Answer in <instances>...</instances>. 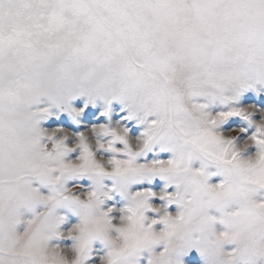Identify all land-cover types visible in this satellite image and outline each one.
I'll list each match as a JSON object with an SVG mask.
<instances>
[{"label":"snow or ice","instance_id":"6c2138e0","mask_svg":"<svg viewBox=\"0 0 264 264\" xmlns=\"http://www.w3.org/2000/svg\"><path fill=\"white\" fill-rule=\"evenodd\" d=\"M256 83H264V0H0V264H66L63 254L54 251L61 247L51 243L63 236L62 207L82 213L68 232L77 231L71 238L78 264H87L96 240L107 249L101 262L110 261L113 232L124 243L130 240L126 229L113 223L114 209L103 207L113 192L129 200L120 221L139 225L144 233L142 240L131 238L117 264H137V251L155 246L159 232L183 223L195 207L208 205L209 210L213 203L223 214L224 232H215L217 217L207 210L200 226L182 230L170 255L163 248L148 264H179L178 258L191 248L201 251L207 264H221L220 245L228 238L237 245L229 254L235 264L240 257L243 264H264V200L253 198L264 191V128L256 123L249 139L257 151L247 158L233 141L223 153L198 148V128L191 139L172 131L184 127L193 111L213 127L231 117L255 123L246 107L214 116L207 108L217 99L228 104ZM80 96L87 102L77 109L71 101ZM43 98L77 123L98 99L105 102L100 117L110 116L113 101L122 102L129 110L125 119L139 118L146 125L140 139L145 150L131 153L128 140L115 128L97 123L91 128L97 135L95 149L88 143V131L80 132L81 154L75 161L87 163L82 169L72 167L74 160L66 159L73 151L69 139H49L39 127L51 114L50 106L40 107ZM109 136L107 143L100 139ZM193 140L202 159L219 167L221 182H209L215 173L207 166L193 167L192 153L183 150ZM117 142L124 147H116ZM157 144L173 157L137 163ZM99 150L117 154L107 169L96 163ZM120 154L127 158H118ZM233 173H238V183ZM77 176L93 180L92 188L80 195L66 186ZM155 176L176 186L175 193L161 198L179 204L181 211L151 219L148 227V217L137 215L133 202L144 212H158L149 203L157 194L148 189L130 193L129 185ZM104 178L113 179L114 185L108 188ZM34 181L50 186L49 194ZM39 207L44 210L37 211ZM23 209L32 211V218L23 220ZM21 223L26 224L22 232ZM157 224L163 229L157 231Z\"/></svg>","mask_w":264,"mask_h":264},{"label":"rangeland","instance_id":"374dc122","mask_svg":"<svg viewBox=\"0 0 264 264\" xmlns=\"http://www.w3.org/2000/svg\"><path fill=\"white\" fill-rule=\"evenodd\" d=\"M229 95H232V93H229ZM86 98V96H80L71 101V103L73 107L79 109L84 107L85 103L87 102ZM43 100L46 101L47 98H43ZM45 101L44 103L42 102L40 107H44L45 104L46 106L49 105L51 114L47 118L42 119L40 121L39 127L47 131H50L57 127H61L71 132V136L67 143L69 144V146L72 147L73 151L67 154L66 159L68 160H75L81 154V149H79V147H74V145L78 143V134L80 132L88 131V143L92 146L93 149H95L97 143V135L95 132L91 131V128L94 124L104 123L106 125H109L111 128L126 127L129 130V137L132 140L141 139L146 127L145 124L139 122V118L125 119L124 117L129 116V110L120 101H113L109 117H100V113L105 108V102L103 100L98 99L94 105L90 104L88 106V109L84 115L77 118L79 123L73 121L68 113L62 112L58 107L51 106V101L48 100L50 103L48 101ZM250 105L254 106L259 110L252 117V120L254 122L264 118V83H256L253 87L241 90L240 93L236 95L235 100L229 102L228 104H224L219 99L211 101L209 102L207 111L214 116L221 111L227 112L232 108L248 107ZM96 117H99V120H97ZM234 128H240L244 130L235 141L237 143V146H240L245 140L255 134L256 123H250L249 121L244 120L241 117H231V119L229 118L228 120L221 122L215 129V131L221 135L227 136V134ZM100 139L102 142L107 143L109 140L112 139V137H100ZM49 147L51 148V145H49ZM116 147L122 149L124 145L120 142H117ZM256 151V147L252 145L245 152L242 153V156L244 158H247L248 156L253 155ZM171 153L172 152L170 150H162L161 145L157 144L154 145L150 150H147L140 157H138L137 163L148 164L155 160H167L173 157L172 155L174 154L172 153L171 155ZM96 155L98 161H106L117 154L105 150H99L97 151ZM118 158L127 157L123 154H120ZM141 160L142 162H144L142 163ZM193 166H195L194 168H201L203 166H207V171L209 170V173H215V175H210L209 177V182L212 184L219 183L223 179V175L220 172L219 167L214 162H209L204 159H197L193 162ZM212 169L215 170L213 171ZM103 183L108 188H111L114 185V180L111 178H104ZM34 186L39 187L40 191L43 194H49L50 192V186L41 185L39 181H34ZM66 186L70 189L76 188V192L74 193L80 195L92 188L93 180L89 176L72 177L66 181ZM145 189L151 190L157 194L149 200V203L153 206V208L162 209V211L159 212L152 210L147 211L146 215L149 220L159 219L163 215L164 210H166L172 215H176L181 211L179 204L170 203L167 199L161 198V194L163 193H175L177 191L176 186L174 184L170 185L169 181H167L166 179H163L160 176H155L151 178L144 177L142 180L129 185L130 193ZM262 198H264V191H261V194L258 195V199ZM128 204L129 200L124 194L119 192H113L112 199L107 200L103 207L105 209L108 207H112L114 209V212L112 213L113 223L119 224L120 217L123 215V210L128 206ZM43 210L44 209L42 207L37 208V211ZM208 214L217 217L216 221L212 225L213 229L216 232H222L226 230V226L221 222V218L223 215L221 211H219L217 208H211L208 210ZM58 215H62L65 217L64 221L59 226V231L63 233V236L54 238L51 243L53 245H59L61 248L70 251L73 249L75 241L70 236H68V232L75 224L81 221L82 213L78 212L72 207H62L58 209ZM32 216V211L28 209L22 210L23 220L30 219L32 218ZM154 227L157 231H159L163 229L164 225L157 224ZM25 228V223H21L18 226V230L21 232L24 231ZM113 235H116V233L113 232ZM225 247L228 250H231L234 245L227 244L225 245ZM162 249V245L156 246L155 252L158 253ZM106 250L107 249L103 241L96 240L92 245V250L87 264H100L101 258L105 255ZM151 255L152 253L147 250L142 252L141 255L138 257V264H148V260ZM178 260L179 264H207V258L197 248H191L187 250L178 258Z\"/></svg>","mask_w":264,"mask_h":264},{"label":"clouds","instance_id":"9594fccd","mask_svg":"<svg viewBox=\"0 0 264 264\" xmlns=\"http://www.w3.org/2000/svg\"><path fill=\"white\" fill-rule=\"evenodd\" d=\"M245 111H248L250 113H256L259 111L257 108L253 106H248L245 108ZM255 123L259 124L261 128H264V118L260 119L259 121H256ZM198 128L200 129V135L196 137V132L195 129ZM217 127H213L212 125L208 124L207 120L201 116L198 112L193 111L191 114V119L188 121L184 127L180 129H172V131L176 134L181 135L182 137H188L191 139L192 137H196V139L199 141L198 148H203L207 151H212L216 153H223L225 151H228L230 148V145L227 143L228 141H233L235 142L237 138L240 136V134L244 131L243 129L240 128H234L232 129L227 136L221 135L215 131ZM116 134L118 136H123L128 140V150L136 155H139L145 150V144L142 140H132L129 137L128 133H125L122 128L117 127L115 128ZM154 134H158L157 130H153ZM62 134V135H61ZM46 135L49 137V139L53 137H61V140H67L71 136V132L68 130H64L61 127L54 128L50 131H47ZM87 139H88V133L85 134ZM219 137L220 139L213 140L212 137ZM195 140L193 142H185L183 144V150L185 152H191L192 153V163L197 160V159H202L201 152L198 150L197 147L194 146ZM90 145V144H89ZM253 145V141L251 139H247L243 142L242 145L239 146V151L241 153L245 152L249 147ZM79 143L74 145V147H79ZM91 146V145H90ZM92 147V146H91ZM85 163L87 161H71V166L74 168L82 169L84 168ZM96 163H102L104 165H108V160L104 161H96ZM125 163V162H121ZM121 164H117V169H119ZM106 169L108 166H105ZM115 171L116 169H112ZM233 182L238 183L239 181V175L238 173H233ZM71 192H76V188L70 189ZM261 194V191L256 192L254 194V199L256 201H261L264 200L258 199V195ZM133 207L136 210L137 215H143L146 216V212L143 211L142 208L137 207L135 202H133ZM211 208H216V205L213 203ZM229 207L231 209H235L236 205L234 203L229 204ZM209 206L205 205L203 207H195V210L193 211L192 215L190 218H186V220L183 223H176L172 228H170L167 232H159L158 236L159 239L156 242L155 246H148L144 247L143 251L145 250L149 251L152 253L151 257L154 256L155 254H159L160 251L157 253L155 252L156 246L162 245L163 248H166L167 250V255H170L171 252H173L180 244V235L182 230L185 229H192L200 226L203 222L204 216L208 210ZM159 211H162L160 208H156ZM166 213H168L166 210L163 211L164 216ZM161 216V217H162ZM151 220L149 218L145 221L146 226L152 227L151 225ZM120 227H124L126 231L129 233V243H124L121 240V237L119 235H112L111 236V247L113 248V251L111 253V260L110 261H100V264H117L118 261H123L125 254H126V249L130 248V243H131V238L135 237L136 239L142 240L143 239V230L139 227V225H127L123 220H121L118 224ZM216 232V231H215ZM224 232V231H222ZM220 233V232H216ZM70 237H75L77 236V231L73 230L71 233L68 234ZM227 244H232L234 245L233 248H236L237 245L231 240V238L225 239L221 245H220V261L221 264H235V261L233 258L229 255L232 251L228 250L225 245ZM55 252L57 253H62L63 254V259L66 261V264H78L79 261V254H74L73 250H66L63 248H57L54 249ZM82 251V250H81ZM140 251H137V255L140 256L141 253ZM162 259H164L162 257ZM240 261V264H243V258L240 257L238 258ZM138 264V261H137ZM166 264V262H165Z\"/></svg>","mask_w":264,"mask_h":264},{"label":"bare ground","instance_id":"6f19581e","mask_svg":"<svg viewBox=\"0 0 264 264\" xmlns=\"http://www.w3.org/2000/svg\"><path fill=\"white\" fill-rule=\"evenodd\" d=\"M247 92H249V91H247ZM242 96V95H241ZM82 99H84V98H82ZM87 99V98H86ZM100 100H102V99H100ZM44 101L45 100H43V103H44ZM48 100H46L45 102H47ZM49 102V101H48ZM102 102V101H101ZM50 103V102H49ZM105 104V103H104ZM237 104V103H236ZM44 105V104H43ZM47 105H48V103H47ZM112 105H113V103H112ZM41 106V105H40ZM44 106H46V104L44 105ZM49 106V105H48ZM228 108V107H227ZM231 119V118H230ZM239 122V121H238ZM56 126V125H55ZM218 132H219V130H218ZM95 145V144H94ZM171 155H172V153H171ZM173 156V155H172ZM207 161V160H206ZM141 162H142V160H141ZM144 162V161H143ZM142 162V163H143ZM210 162V161H209ZM145 163H146V161H145ZM200 163V162H199ZM199 166V165H198ZM193 167H195V166H193ZM213 171L215 170V169H212ZM208 172H209V170H208ZM149 178V177H148ZM263 193V192H262ZM258 198V197H257Z\"/></svg>","mask_w":264,"mask_h":264}]
</instances>
